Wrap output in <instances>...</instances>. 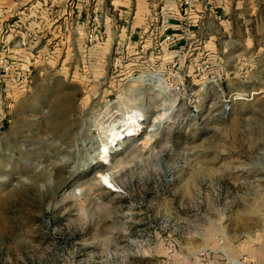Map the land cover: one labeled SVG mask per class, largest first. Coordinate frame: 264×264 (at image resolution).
Wrapping results in <instances>:
<instances>
[{
  "label": "rangeland",
  "instance_id": "374dc122",
  "mask_svg": "<svg viewBox=\"0 0 264 264\" xmlns=\"http://www.w3.org/2000/svg\"><path fill=\"white\" fill-rule=\"evenodd\" d=\"M34 1L0 6V264H264V0H192L169 44L153 0L138 55L132 17Z\"/></svg>",
  "mask_w": 264,
  "mask_h": 264
},
{
  "label": "crops",
  "instance_id": "0c3cea01",
  "mask_svg": "<svg viewBox=\"0 0 264 264\" xmlns=\"http://www.w3.org/2000/svg\"><path fill=\"white\" fill-rule=\"evenodd\" d=\"M31 1L33 0H0V6L2 5L3 7H6L7 11H9L8 15H10L11 12L12 13L16 11L19 12L20 8L29 4ZM43 1L44 0H35L33 2L34 7L36 8L41 6ZM60 1L61 3L60 5L58 4V8L60 9L62 8V9L58 11H61L63 16H67L65 17V19H69L71 17L75 18L76 12H77L76 16L79 13H81V15H83V17L85 18L86 15L89 14L90 9H92L93 13L100 14L101 16L113 15V18L116 16L124 20L132 17L133 18L132 25H130V27L132 33L131 38L133 37L135 39L134 43H136V47H134V51H136L135 55L137 53L138 54L140 53L139 47H142V51L145 52H147V49L149 50L151 48V47L149 48V44H145V45L140 44L139 41L144 34L148 36V39H150V36L154 35V33L163 32L160 31L162 29L159 26L155 25V22L153 21L155 19L150 12L151 9L148 8L149 3H151L153 0H60ZM161 1L168 2L169 0H161ZM109 3L111 4L110 5L111 8L107 10V4ZM164 8L165 7H162V9ZM162 18H163V23L164 20L165 23L161 27H165V28L171 27L170 30L164 34L172 33L173 28L176 27L177 24L176 25L172 23L170 24L168 20L166 21L167 17L165 15L162 16ZM162 38L164 39L165 36H162ZM152 51L154 52V49H152L150 52Z\"/></svg>",
  "mask_w": 264,
  "mask_h": 264
},
{
  "label": "bare ground",
  "instance_id": "6f19581e",
  "mask_svg": "<svg viewBox=\"0 0 264 264\" xmlns=\"http://www.w3.org/2000/svg\"><path fill=\"white\" fill-rule=\"evenodd\" d=\"M151 81H152V83H155L158 86L163 85V81L159 77H157V78L151 77ZM164 115H165V117H168V115H169L168 109H164ZM141 116L142 115L139 111H134V112L130 113L127 116V118L123 121L122 127H124V129L123 130L120 129L121 131L118 130V128H119L118 124H113L109 128L110 129L109 130L110 135H111V141L117 142L118 140L123 139L126 136H135V135H138L140 132H142V128H143L142 125L143 124L141 123V121H143L144 119ZM165 117L163 116V118H165ZM160 122L161 121H159V123ZM109 154L110 153L108 152V148L104 147L103 160L105 163H109L111 161ZM106 180L109 181L108 178H106Z\"/></svg>",
  "mask_w": 264,
  "mask_h": 264
},
{
  "label": "built area",
  "instance_id": "2783aa9c",
  "mask_svg": "<svg viewBox=\"0 0 264 264\" xmlns=\"http://www.w3.org/2000/svg\"><path fill=\"white\" fill-rule=\"evenodd\" d=\"M183 4L185 6L184 11H183V20L180 23L179 26V34H169L167 36H165L164 38V43L165 44H169L172 43L173 41H177V40H182V39H187V37H189V35L191 34L192 30V22H188L187 18H189V9L192 7V0H183ZM96 23H94L93 28L91 29V32H89V40L92 41L94 39V35L95 33L98 31V29L101 27V23H98V16L96 17ZM179 35V36H178ZM97 38V36H96ZM124 50V48L122 49ZM121 53L124 54V51H122ZM153 54V52H151V55ZM122 62H123V58L119 57L116 59L115 63H114V67L116 69H118L119 67L122 66Z\"/></svg>",
  "mask_w": 264,
  "mask_h": 264
}]
</instances>
